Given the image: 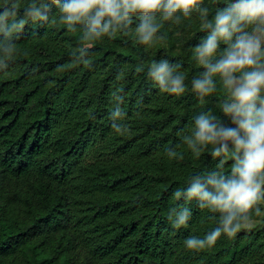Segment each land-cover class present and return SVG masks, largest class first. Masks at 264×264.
Listing matches in <instances>:
<instances>
[{
	"label": "trees",
	"instance_id": "1",
	"mask_svg": "<svg viewBox=\"0 0 264 264\" xmlns=\"http://www.w3.org/2000/svg\"><path fill=\"white\" fill-rule=\"evenodd\" d=\"M161 31L166 43L147 51L134 30L104 37L92 43L85 65L72 56L85 46L79 28L59 21L24 28L0 71V264H264V228L222 234L195 251L184 240L203 238L220 215L210 219L193 201L187 227L174 229L167 218L173 191L215 161L211 146L200 159L182 147L180 161H169L165 148L179 143L177 131L201 111L229 121L217 107L222 89L203 100L192 91L202 70L192 48L206 35L195 16ZM162 57L184 66L180 96L160 92L148 76L147 65ZM117 89L130 134L111 127Z\"/></svg>",
	"mask_w": 264,
	"mask_h": 264
},
{
	"label": "clouds",
	"instance_id": "2",
	"mask_svg": "<svg viewBox=\"0 0 264 264\" xmlns=\"http://www.w3.org/2000/svg\"><path fill=\"white\" fill-rule=\"evenodd\" d=\"M195 16L200 32L192 51L201 66L191 81L192 91L203 100L223 90L218 109L225 123L212 109L201 111L176 135L179 143L166 147L169 161L184 159L186 148L194 159L207 152L214 167L189 176L187 187L172 193L176 206L168 211L174 229L187 227L195 201L200 210L219 214L218 226L203 238L184 240L188 250L212 247L222 234L233 237L250 225L253 213L259 216L264 203V0H6L0 7V71H5L16 55V41L29 24L55 25L71 32L82 30V46L73 52L74 63L89 65L85 59L93 42L134 30L136 41L149 50L166 43L163 25L175 29ZM190 27V25H186ZM223 45V47H221ZM27 55V53H25ZM183 64L168 58L147 65L149 78L162 93L180 96L186 91ZM144 70L138 65L137 72ZM124 72L118 75L120 79ZM121 89L113 93L111 127L118 135L130 134L127 113L121 109ZM230 161L226 171L225 164Z\"/></svg>",
	"mask_w": 264,
	"mask_h": 264
},
{
	"label": "rangeland",
	"instance_id": "3",
	"mask_svg": "<svg viewBox=\"0 0 264 264\" xmlns=\"http://www.w3.org/2000/svg\"><path fill=\"white\" fill-rule=\"evenodd\" d=\"M261 213L257 218H252L251 223L247 227H242L241 231H256L258 229L264 228V203L261 204Z\"/></svg>",
	"mask_w": 264,
	"mask_h": 264
}]
</instances>
